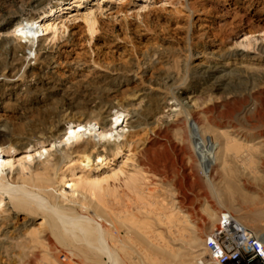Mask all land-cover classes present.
I'll use <instances>...</instances> for the list:
<instances>
[{"label": "rangeland", "instance_id": "374dc122", "mask_svg": "<svg viewBox=\"0 0 264 264\" xmlns=\"http://www.w3.org/2000/svg\"><path fill=\"white\" fill-rule=\"evenodd\" d=\"M68 1L0 0V79L20 73L24 53L28 54L34 73L55 70L35 62L40 46L35 43L32 49L29 42L24 45L15 25L19 17L27 18L33 10L39 14ZM220 1L232 11L229 17L222 18V27L228 28L230 18L246 15L257 31L254 35L264 38V0ZM182 2L90 0L80 7L70 4L54 17L58 35L44 43L43 50H53L62 40V51L58 55L54 52L56 58L76 61L86 57L89 63L82 75L93 65L98 72L117 74L115 82L108 85L121 81L123 90L110 102H100L104 95L92 86L90 94L79 98L88 102L78 105L79 109L64 110L66 106L63 107L59 92L48 93L33 83L30 87L0 86V111L6 123V129L0 127V144L18 145L8 154L14 163L5 170L7 179L16 186L22 183L31 188L47 186L50 205L55 201L68 204L53 196L59 184L56 178L76 181L82 192L86 190L84 182L107 179L101 193L105 210L98 211L101 219L89 212L93 220L88 224L91 231L87 237L80 231L61 232L60 240L49 227L45 213L34 209L35 212L27 214L24 208L9 216V238L7 243H0V264H113L98 250L96 223L104 246L110 251L119 250L118 264H207L204 239L225 211L264 235V39L249 50L242 47L238 50L233 44L247 34L238 30L226 39L224 48H231L227 52L201 53L190 45L188 28L191 22L207 23L211 15H196L191 21L180 6ZM120 6L123 11L119 12ZM88 11L96 14L92 30L83 19ZM147 12L149 16L145 15ZM138 69L142 75L138 74L141 78L135 85L130 78ZM177 85L187 91L180 107H172L171 98L164 105L155 103L156 94L171 93L172 86ZM140 89L152 95L147 100H133ZM89 100L98 102L93 106ZM115 111H122L126 121L139 115L141 124L136 129L125 128V136L119 139L121 152L109 159L110 168L82 159L81 155L88 153L82 147L75 154L61 143L66 122L75 125L81 120L89 121L91 128L97 129L108 112L113 115ZM110 119L106 117V121ZM57 122L59 125L55 127ZM31 137L37 138L38 143L23 147L24 138ZM52 138H57V150L68 154L54 171L51 168L47 171L52 180L19 178V160L28 154L35 155L33 160L27 158L22 162L29 171L34 166H49L42 161L46 159V150L55 154ZM228 141L231 146L236 145L224 151ZM36 151L43 152V156L38 157ZM53 158H48L49 163L54 162ZM133 184L141 189L142 196L136 195ZM0 196L1 217L7 198ZM205 209L211 210L210 218ZM66 213L73 217L84 214L77 207L67 208ZM163 213L177 216L169 232L167 224L157 221ZM207 219L211 220L209 225L204 224ZM144 234L154 235L152 242L160 247L148 245L142 239ZM155 235L162 239L157 241Z\"/></svg>", "mask_w": 264, "mask_h": 264}, {"label": "bare ground", "instance_id": "6f19581e", "mask_svg": "<svg viewBox=\"0 0 264 264\" xmlns=\"http://www.w3.org/2000/svg\"><path fill=\"white\" fill-rule=\"evenodd\" d=\"M89 1L90 0H69L67 4H55L49 7L47 10L43 11L42 13L35 14L33 10V12H31L27 18H22V16L19 17L15 25V28L19 31V34L17 36L24 41V45L29 42L32 49L34 47V44L37 43L36 47L39 46L40 47L37 49V56L36 57L34 56L35 62H38V64L41 66H45V67L50 66L55 70H52L51 73L41 71L42 73L40 75L34 73L32 64H30L28 61L29 56L28 54L26 56V53H24L25 54L23 59L24 63L21 66L20 73L14 74L11 77L8 76L1 77L0 80L2 82L0 86H3V88L4 87L19 88L22 85L30 87V85H32L31 83H33L34 85L36 84L39 85L42 89H44L48 93L59 92L62 98L63 107L66 106L64 110H76L80 108L78 105H82L85 102H88L85 101L83 103L82 99L79 98L85 97L89 93V89L92 86L97 90H99L104 95V97L103 96L101 97L102 100L100 102L103 101L110 102L113 99H116L118 97V94L123 90L120 89L121 81H119L117 85L114 86H109V85L112 83L111 81L115 82L117 74L109 75V73L107 72L105 73L98 72L94 68L95 65H93V67L90 68L88 72L82 75L83 71L86 69L89 63V59H87L86 57L78 58L76 61H69L66 59H63L61 61L56 58V55H58L57 52L62 51V46H63L61 45L62 40L57 42V44L53 47V50L45 51L42 48L44 43H46L48 40H53L58 35L57 23H55L54 17L63 13L64 10L68 9L70 4H75L74 6L80 7L84 3ZM144 1L146 2L149 0H144ZM166 1L169 3L175 2V0H166ZM180 6H182L185 9V11H187L188 13L187 16L189 17L188 19L191 18V21L194 20V17H196V15H203V17L205 14L211 15L212 19L207 18L209 21H207V23L205 24L198 22L196 23L191 22L190 27L186 26L189 27L188 29L190 36H188L189 37L188 41L190 45L193 46V48L199 49L201 53H205V54L210 53L213 55L214 54L218 55L222 51L227 52L231 48L228 47L224 48L226 39H230L231 36L238 30L245 31L247 33L246 35L243 36V38H241L239 42L233 44V46H236L238 50L240 49L239 47L249 50L253 48L252 46L255 45L259 40L264 39L262 36L256 37L254 35L257 31L254 30L253 24L251 22V18H249L246 15L240 16L238 18L232 17L227 23L228 28L222 27L224 26V22L220 23L222 21V18L227 16L229 17L232 11L228 8L226 3L221 2L220 0H216V1L206 0L205 3L198 2V0H183ZM119 8H120L118 10L119 12L123 11V9H121L122 6H120ZM20 10L22 13L24 12V9H22V4ZM118 11H116V13ZM145 15L149 16L150 14L147 12ZM83 19L88 29L92 30L96 24V14L93 11H88L84 14ZM54 52H56V55L54 54ZM138 74L142 75V70H139L138 72L136 71L135 73L131 74L132 76L130 78V81L135 83V85H138L137 81L138 79L141 78V75L139 76ZM127 79H123V81L125 80L127 81ZM108 82L111 83L108 85ZM134 87L135 86H133V88ZM172 88L173 90H171V93L162 92L156 94L155 103L157 105H161V104L164 105L169 102L167 101V99L171 98L170 100H173V104L171 106L180 107L179 105L181 104L180 103L181 100L186 98L185 96L187 92L186 88L183 87L182 85H177L175 87L172 86ZM138 91L141 92L139 93ZM136 92H138L139 94L134 95L135 94L134 92L133 95L135 98L133 100H137L139 98L146 99L151 94L150 92H146V91L142 92V89L137 90ZM91 100H89V102L91 103L97 101L94 100V102H92ZM96 103L92 105L94 106ZM114 113L115 114L112 115L111 112H108V114L104 117L105 120L101 123V126L98 127L97 129L93 128L94 126L91 128L92 124L89 121L84 122L81 119H80L81 121L75 125H72L70 121L66 122L65 132L62 135L65 136L64 137L65 139H63V141L61 140V143L63 144V146L69 147L71 152L75 154L78 153L79 151L77 150L80 147H82L84 150L88 151V153L86 154L83 153L81 155L82 159L88 160L90 163L95 162V164L105 165L104 167L105 169L110 168V166H108L109 159L112 160L116 158L121 152L122 144L119 141V139L125 136V132H124L125 128L127 127L128 128L127 130L136 129L141 124L139 115H137L134 119H129L126 121L124 119V114L122 113V111H115ZM107 116L111 117L110 121H106ZM4 120H5L4 114L0 111V127H2V130L6 129V123ZM178 121L179 119L175 121V124L178 123ZM199 121L201 122V120ZM123 122L124 125H122ZM58 125L59 123L57 122L55 123L54 126L57 127ZM226 136L227 135L223 137ZM95 137L97 138V141L94 140ZM22 143L24 144L22 145L23 147L35 146L38 143V139L34 137L24 138V141ZM56 143H57V138H52L51 147L55 148L56 150L55 154L51 155L48 153L47 150L44 152L46 153V159L42 161V164L47 163L49 165L48 167H46L45 165H41L40 167L34 166L33 170L29 171L30 169L22 165V162L27 161V158L33 160L35 158L34 154H28L27 158H23L19 160L20 168H21V174H19L20 175L19 178L28 179L30 178V176H32V178L42 180L43 182L51 181L52 177L49 174H47L49 168L53 169L54 171L56 167L60 166V164L63 162L64 159L68 158V154L62 153L60 152V150H57L55 146ZM226 145L225 148L227 149L224 151H228V149L232 147L231 144H229V141L227 142ZM17 146L18 145L14 143L13 144L9 143L7 145L0 144V195L2 196L6 195L7 198V201L4 203L2 210V212H4V215L0 217V243L4 244L8 242L9 228L11 227L10 225L11 218L9 216L12 215V213H16L24 208L27 209L26 211L27 214L35 212L34 209L40 210L41 212L45 213L46 215L44 214V216H46L50 220L48 222L49 227L51 228L53 233L55 232L57 233L56 235H58L61 238L60 240H62L63 238L61 232H65V233L71 232L73 234L75 231H80L85 235L84 237H87V233L91 231L90 226L88 224L93 220L89 212H91L97 218L101 219V216L98 214L99 213L98 211L103 212L105 210L106 204L101 199V193L103 188V182H106L107 179L103 177L102 179H98V180L93 179L87 183L84 182L87 191L84 190V192H82L76 181L75 182L72 180L65 181L63 177L56 178L59 184L58 187L53 191V196L54 197L58 196V198L61 197L62 198L61 203L64 200H66L68 204L61 205V204H57V202L55 201L54 205H50V201H48L49 195L47 193V189H48L47 186L31 188V186L25 185V183L17 184L16 186V184L11 179L10 180L9 178L7 179L5 175V170L12 168L14 163V161L8 154L12 152ZM99 148L100 150H98ZM44 153L40 151H36L38 157L43 156ZM50 156H54L53 158L54 162L49 163L50 161L48 160V158ZM101 168L102 167H99V169ZM52 175L56 176L55 173ZM132 188L136 191L137 193L136 195H139L142 192L141 189L135 184L132 185ZM142 200L143 199H141V201ZM2 202L3 200L1 197L0 203ZM142 203L144 202H141V204ZM73 207H77L81 209V212L83 211L84 214L75 215L74 217L71 215L68 216L67 215L68 212L66 213V209L68 208L69 210ZM147 207H148V203H147ZM162 209H164V207ZM224 213H230V212L225 211ZM205 214L209 217L211 215V210L205 209ZM174 218H177V216H175L172 213H163L161 217H158L157 221L159 222L158 224H164V223L167 224V228L169 232V228L171 227L172 225L171 223L174 220ZM236 219L241 224H243L241 222L242 220H240V217L239 218L236 217ZM177 220L179 221V218ZM181 221L183 222L184 220ZM180 222H178V224ZM210 223L211 220L207 219L204 224L209 225ZM98 227L99 224L96 223V227H95L97 231L96 237L98 239V242L100 243L99 247L98 246L96 247L99 248L98 250L100 252H104L108 256L110 261L113 262V264H118L117 260L119 257L118 254L119 250L113 249L112 251H110L106 246H104V243L102 242V234L100 233L101 231L100 232L98 231ZM175 229L176 228H174V230ZM181 231L183 232V230ZM182 232L181 234H183ZM155 234L157 235L158 233ZM179 234L180 233H178V235ZM156 235H155V239L157 241H160L162 238L161 237L157 238ZM153 236L154 235L148 236L144 234L142 239L146 241L148 245L149 244L152 245L153 248H159L160 246L156 245L155 244L156 242L155 243L152 242ZM162 247L164 246L162 245ZM162 249L167 250L166 248H162ZM204 251H205V244H204ZM84 259L86 260V258ZM211 263L213 262L209 260V263L207 264H211ZM199 264H203V263L199 262Z\"/></svg>", "mask_w": 264, "mask_h": 264}, {"label": "built area", "instance_id": "2783aa9c", "mask_svg": "<svg viewBox=\"0 0 264 264\" xmlns=\"http://www.w3.org/2000/svg\"><path fill=\"white\" fill-rule=\"evenodd\" d=\"M208 259L215 264H264L263 235L245 227L231 213H221L204 239Z\"/></svg>", "mask_w": 264, "mask_h": 264}]
</instances>
